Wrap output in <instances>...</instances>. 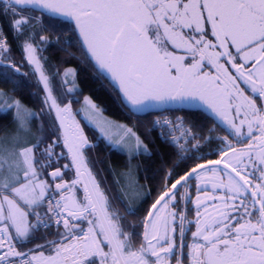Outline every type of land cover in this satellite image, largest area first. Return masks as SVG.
<instances>
[{
  "label": "snow or ice",
  "instance_id": "6c2138e0",
  "mask_svg": "<svg viewBox=\"0 0 264 264\" xmlns=\"http://www.w3.org/2000/svg\"><path fill=\"white\" fill-rule=\"evenodd\" d=\"M31 9L74 22L90 59L119 85L133 110L151 107L153 101L198 98L228 125L237 142L247 139L248 144L237 150L225 137L221 158L209 162L214 167L198 164L176 180L144 217L143 239L136 247L133 234L124 231L122 218L109 211L107 197L86 168L83 150L88 141L75 122L71 103L61 106L58 102L52 78L37 57L42 49L31 35L26 36L24 58L39 74L38 83L46 93L44 105L49 113L55 112L60 135L40 152L43 160L38 172L35 152L44 142L42 135L17 152L21 132L36 135L29 122L37 114L0 91V112L15 108L16 125L9 138L0 142V264H169L172 257L175 264H183L184 225L188 221L174 202L182 182L193 176L204 180L206 169L213 174V195H198L195 200L196 231L193 242L186 245L190 264H264V106L258 104L264 101V0H0L3 16L11 12L15 17ZM31 19L21 15L10 23L15 39L23 35L22 25ZM46 42L41 36L40 43ZM10 52L0 27V69L4 70L0 76L9 80L8 73L21 74L22 67V63H4L10 60ZM209 65L215 75L204 71ZM69 74L74 76L75 70L57 71L53 76H61L63 86ZM241 81L251 94H245ZM73 90L68 88V93ZM85 103L90 104L87 97ZM153 123L169 127V135L180 131L181 136H173L171 142L181 150V138L196 139L191 128H184L182 118ZM245 125L247 136L242 131ZM41 131L37 129V133ZM125 136L135 137L136 148L141 149L142 141L132 128H126ZM61 140L76 178L63 182V171L55 167L47 175L53 182H62L55 183L53 190L40 177L63 157V152H55ZM24 142L28 143L27 139ZM143 151L147 152L146 146ZM219 165L223 171L216 167ZM69 167L64 164V171ZM82 182L84 196L78 199L73 189ZM217 190L223 195H215ZM54 193H60L59 199ZM208 200L213 201L211 213ZM177 219L179 242L174 235ZM85 221L86 230L82 226ZM53 222L57 229L54 239L40 237L43 243L27 251L17 250L36 239L35 233L41 229L51 228ZM45 250L49 254L45 255Z\"/></svg>",
  "mask_w": 264,
  "mask_h": 264
},
{
  "label": "trees",
  "instance_id": "16d2710c",
  "mask_svg": "<svg viewBox=\"0 0 264 264\" xmlns=\"http://www.w3.org/2000/svg\"><path fill=\"white\" fill-rule=\"evenodd\" d=\"M43 23L45 24L44 30L41 31L40 28L34 26L23 32L19 39H15L11 35L8 25H5L7 23H4V33L11 47L10 60H5L4 63L11 62L17 65L22 63V67L20 69L21 74L12 75L10 72L8 73L11 80L5 76H0V91L18 99L24 107L37 114V117L31 120L33 133H36L35 136L32 135L31 143H35L37 136H43V144L57 136L58 128L53 114L52 112L49 113L44 105V91L31 66L22 57L24 37L31 35L38 49H42L37 52V57L40 59L46 74L52 78L53 94L58 98L61 105L71 103L75 116L81 121L90 140L94 143L92 148L86 149L88 163L96 175L98 173L104 175L106 183H102L106 185L105 190L110 196L109 205L118 212L122 218L123 230L133 234V243L138 247V241L134 238L135 233L131 225V213L122 201L119 203L118 199V185L126 184V180L122 179V176L127 174L142 181L152 193L153 188L160 186L165 178H178L188 172L190 167L217 160L218 156H204L199 159L195 157L182 158L176 149L157 132L147 131V126L157 111L151 109L133 110L122 102L114 82L98 71L71 23L51 18L45 14H43ZM55 35L58 41L54 37ZM41 36L47 38L46 43H40ZM54 38H56V42L53 40ZM85 56H89V59L85 60ZM66 69L75 70V75L71 80L72 86H70L74 90L71 93L66 90V85L61 86L60 76H53V73L59 71L62 74ZM3 71L0 69V72ZM84 97H89L107 117L132 128L146 146L147 152L129 159L125 154L108 145L96 130L81 119L80 108ZM162 111L178 114L184 119L185 124H188L199 136H203L205 133L229 134L224 126L203 110H183L181 107L171 106ZM12 122V111L0 112V135L8 129ZM38 128L42 129L39 133H37ZM209 146V148L212 147L211 143ZM169 173L171 174L169 175ZM121 200H123L122 197ZM82 226H88L87 222H84ZM56 231L50 229L35 233L36 239L28 244L37 241L44 242L40 237H45L48 240L54 239ZM24 246L18 247V249L23 251Z\"/></svg>",
  "mask_w": 264,
  "mask_h": 264
},
{
  "label": "rangeland",
  "instance_id": "374dc122",
  "mask_svg": "<svg viewBox=\"0 0 264 264\" xmlns=\"http://www.w3.org/2000/svg\"><path fill=\"white\" fill-rule=\"evenodd\" d=\"M1 16L2 15H0V18H1ZM14 19H19V17L18 16L13 17V14L11 12H9L7 16H2V20H1L2 21L3 28H4V23H7L5 25H8V28H9V31H10L11 34L13 33V30L10 28V23ZM35 27L40 28V30L42 31V30L45 29V24L43 23V25H38V26H35ZM26 29H27V27H24L22 29V32L28 31V29L27 30ZM54 37H56V35ZM56 38H54L53 40H55ZM57 41H58V38H57ZM22 55H23V53H22ZM22 57L24 58V55ZM94 64H95V62H94ZM97 69H98V71L102 75H104L105 77L110 78V76L106 72H102V70H100L98 67H97ZM72 77H73V75L72 74H69V76L67 78L68 79V83L66 84V86H67L66 87L67 88L66 90H68V88H71L70 86H72L71 85ZM61 79H62V77L60 76V81H61ZM245 94L246 95L251 94L250 93V89H247L246 92H245ZM87 98L90 101V104L85 103V97H84L83 102H82V106L80 108V116H81V119L84 121L85 124L89 125L94 130H96L98 132L99 136L102 137L108 145H110L116 151L125 154L129 159H131L132 157H134V156H136L138 154L146 153L145 151H143V148L145 147V145L143 143H142L141 149L138 151L137 148H136V140H135V137H126L125 136V130L128 127H126L122 123H120L118 121H115V120L107 117L106 115H104L101 112V110L98 109L96 107V105L91 101V99L89 97H87ZM183 102H185L190 108H201V109H203L204 111H206L207 113H209L211 116H213L214 119L219 124L223 125V122L224 121L219 116H217L212 111V109L208 107L207 104L201 103V101L199 99L198 100H193V98L188 97V98H185L183 100ZM0 103H2V101H0ZM66 104H69V103H66ZM153 104H160V103L153 101V102H151V105H152L151 107H154ZM61 106H63V105H61ZM176 106L180 107L181 105L180 104H177ZM24 108H26V107H24ZM8 111H12L13 116L15 115V108H13L11 110H8ZM52 114H53V118H54V120L56 122L57 128L59 129V124L56 121V114H55L54 111L52 112ZM232 114L233 115L235 114V110L234 109H233V113ZM73 115H74V118H75V122L79 125L80 129L83 132V135L86 137V139L88 141L87 146L83 150V155L85 157V162H86V168H87L88 171H90L92 178H94L95 182L99 185L100 190L104 193V195L109 200V198H110L109 193L106 192V190H105L106 189V185L103 184V183H106V180H105L104 175L102 173H98V175H96L95 172L90 167V164L88 163V160H87V157H86V149L92 148L94 146V143L90 140L89 135L86 133L85 129L83 128V126L81 124V121L78 120V118L75 116L74 112H73ZM178 117H179L178 114H175V113H173L171 111L170 112L169 111H162L160 113H156L154 115V117L152 118L150 124L147 126V131L148 132H152V131L157 132L163 139H165L169 143V141L166 139V136H170L169 135V127H161V126L155 125L153 122L154 121H157V120H161L162 121L165 118H167L170 121L175 122ZM240 118L243 119V114H241V117ZM31 120L29 122V127L31 128V131L33 133L32 126H31ZM236 123L239 124V120H236ZM15 127H16V125L12 122V124L8 127V129L6 131H4L0 135V142H3L4 140L8 139L9 138V134H11L13 132V130L15 129ZM224 127L226 128V131L229 134H232V132L229 129V127H228L227 124H225ZM242 131L245 133V136H247L248 129H247V126L246 125L243 127ZM175 134H176V132L171 133V135H175ZM59 135H60V132L58 130L57 136H59ZM20 137H21L20 138V142L17 145V152L19 151V148H21V147H27L30 144H32L31 143L32 135L25 136V134L23 132H21ZM25 139H27L28 143H25L24 142ZM52 139L50 141L44 143V144H41L40 148L41 147H46L47 146L46 144H49L52 141ZM232 140L230 139V142L235 147L239 146L237 148V150H240L242 148H245L247 146V144H248V140L247 139H244L243 142H237L238 141V138L235 137V139H232ZM40 148L37 149L36 152H35L37 166H39V163L43 160V157H41L40 156V153H39ZM55 152L57 154H60L61 152H63V154L64 153H67V149H65L63 147V141L62 140H61V143L56 147ZM229 155H231V153H229ZM216 156L219 157L220 156V153L217 154ZM183 157L186 158V156H183ZM65 161H68L71 164L72 169L74 168V166H72L71 158H69V157L68 158H65L64 156L59 160V164L58 165L56 164V165H53V166H55V167H57V166L61 167L62 164ZM21 175H22V173H21ZM86 176H87V174H86ZM123 178L126 180L125 181L126 184L123 185V186L127 187V189H131L132 186H131V184L128 181H133V180H135V178L133 176H130V175L128 176L127 174H124L122 176V179ZM79 185H80V189H78L76 187L77 186L76 185L75 188H74V193L76 194V196H77L78 199H81V197L84 196V192H83V185H82V183H80ZM128 191H130V190H128ZM131 194H134V198H135V200L137 202L139 200V191L138 190L131 191ZM109 211L116 213V210H113L112 207H110V205H109ZM36 243H43V242L37 241ZM36 243L25 244V246H24L25 249H23V251H27L29 248H32L34 246V244H36ZM47 252H48V250L45 251V253H47Z\"/></svg>",
  "mask_w": 264,
  "mask_h": 264
},
{
  "label": "flooded vegetation",
  "instance_id": "af4514ba",
  "mask_svg": "<svg viewBox=\"0 0 264 264\" xmlns=\"http://www.w3.org/2000/svg\"><path fill=\"white\" fill-rule=\"evenodd\" d=\"M212 39L214 40V38H212ZM217 50H219V49H217ZM233 51H235V50L233 49ZM204 71L210 72L212 75L216 74L215 69H213L211 67V65L206 67L204 69ZM240 84H241L242 88L248 89V86L246 84H244L242 81L240 82ZM183 100L184 99H176V100H169L165 103L153 104L154 107H150V109L156 108V107H158V108L159 107H171V106H176L177 104H180L181 105L180 107L183 110H186V109H188V110H195V109L203 110L201 108H190L185 102H183ZM193 100H198V98L193 99ZM201 103L205 104L202 101H201ZM258 104H260L261 106H264V101H258ZM183 122L185 123L184 119H183ZM225 124L226 123L223 122L224 126H225ZM256 135H259V133L257 132ZM231 136L234 137V135H232V134H231ZM220 158L221 157L219 156L217 158V160H219ZM215 160H212V161H215ZM209 162H204L201 164H206ZM194 167H196V166H194ZM192 168L193 167H190L188 169V172L191 171ZM219 168L221 169V171L224 170L223 167H219ZM205 171H206V175L204 177V180H198L195 176H193L190 180H188L186 182H182L181 186H179L178 190H177V201L174 202V203H177V208L181 212H183V214L186 216L187 221H188V223H185V225H184V227H185V234H184L185 247L183 248V254H182L183 264H190V262L187 258L188 248L186 245L193 242L192 233L196 231L195 200H196L198 195L201 196L202 198L209 196V195H213L212 182H211V178H212L213 174L208 169H206ZM249 171H251V170L249 169ZM185 173H187V172H185ZM185 173L182 174L181 176H184ZM256 176L259 177L258 172L256 173ZM180 177L170 178V179L165 178L163 183L160 186H156L155 188H153L152 193H150L147 186L145 184H143V182L138 180V179H135L133 181H128L132 186L131 189H127V187H125L121 184L118 185L119 203H121V201H122L125 204L124 206L126 207V209H128V211L131 213V217H130L131 223H132L131 225H132V229L135 233L134 238H135V240L138 241V245L142 242V239H143L144 229H143L142 221H143L144 217L147 215L148 211L151 210L152 204L155 203V201L160 197V195L163 194V192L171 190V185L173 183H175L176 180L180 179ZM222 178L227 180V177H222ZM255 182L256 181L254 180L253 183L255 184ZM197 185H199L200 189H201L199 192L197 191ZM128 190H130V191H128ZM135 190L139 191V200L137 202L134 198V194H131V191H135ZM215 195H223V192H221L220 190H217ZM121 197L123 198V200H121ZM206 203L209 206L208 211L210 213L213 212V209L211 207V205L213 204V201L208 200V201H206ZM256 207L258 208L259 205H257ZM176 227H177V231L174 235L177 237V242H179V219H177V221H176ZM200 242L202 243L203 241H200ZM177 254L180 255L179 250H177ZM169 264H175V258L174 257L169 258Z\"/></svg>",
  "mask_w": 264,
  "mask_h": 264
},
{
  "label": "built area",
  "instance_id": "2783aa9c",
  "mask_svg": "<svg viewBox=\"0 0 264 264\" xmlns=\"http://www.w3.org/2000/svg\"><path fill=\"white\" fill-rule=\"evenodd\" d=\"M23 16V17H33L34 19H31L29 21H31V24L29 23H26L24 25H22V28H21V31L24 27H28L30 25H36V24H41V16L38 14V15H34L32 14L31 12H20L17 14V16ZM3 16V15H2ZM0 27H2V24L0 22ZM3 29V28H2ZM4 35V34H3ZM12 36H14V32L12 33ZM38 81H39V74H38ZM185 129L187 128H190L186 125H183ZM194 133V132H193ZM173 136H176V137H180L181 136V132L180 131H176V134L175 135H170V136H166V139L169 141V143L173 146L174 149H176V151L178 153H180L182 156H186V157H195V158H200L204 155L206 156H209V155H212L213 153H220V149L222 147V144L221 142L224 140L225 137L223 136H219V135H215V136H211V135H205L204 137L202 138H199L196 136V139H192L190 136L187 138V140H185L184 138H181L180 141H179V144L180 145H183V150L180 149V147L177 145V144H174L172 143V137ZM207 137V139H205ZM232 140V139H231ZM228 141H230V138H228ZM233 141V140H232ZM211 143L212 147L209 148V144ZM92 144V143H91ZM48 145V144H46ZM193 145H198L197 147H193ZM43 148L45 147H41L40 150H39V153L43 150ZM65 158H68V153H64L63 155ZM70 158V157H69ZM64 164H68L70 167L68 170L64 171L63 169V166ZM53 165H56V163L54 162ZM52 167H49L47 169H45L44 171H46L47 173L48 172H51L53 170H55V166ZM39 167V166H38ZM61 170L63 171V182H70L71 180L73 179H66L64 177V173L65 172H69L70 174H73L76 176V170H75V167L72 169L71 165L69 164L68 161H65L62 166L60 167ZM48 176V175H47ZM49 180H50V184H51V187L52 189L54 190L55 189V183H59V182H62L60 180H57L55 182L52 181L51 177L48 176ZM75 179V178H74ZM85 179V177H84ZM64 195H68L67 191H65L63 193ZM55 195V199H59L60 197V193H54ZM47 204V201H45V205ZM46 210V209H45ZM61 228L63 229L62 225H61ZM85 230L87 229V227H84ZM49 229H56V226L53 222V225L51 228ZM45 229H41L40 231H43ZM18 251H20L19 249H17ZM47 255V254H46Z\"/></svg>",
  "mask_w": 264,
  "mask_h": 264
},
{
  "label": "water",
  "instance_id": "95a60500",
  "mask_svg": "<svg viewBox=\"0 0 264 264\" xmlns=\"http://www.w3.org/2000/svg\"><path fill=\"white\" fill-rule=\"evenodd\" d=\"M34 11H36V12H40V13H42V14H45V15H47V16H49V17H51V18H54V19H58V20H63V21H66V22H69V23H71L72 25H73V27H74V29H75V24H74V22H70L67 18H64V17H61V16H56V15H52V14H50V13H48V12H44V11H42V10H39V9H33ZM76 30V29H75ZM76 33H77V35L79 36V33L76 31ZM81 40V39H80ZM81 42L83 43V41L81 40ZM114 84H115V86H116V89H117V91H118V94H119V96H120V99L122 100V102L125 104V105H127L128 106V108H131V106L130 105H128L125 101H124V98H123V94L120 92V89H119V85L116 83V82H114ZM132 109V108H131ZM150 109V107H147V108H142L141 110H149ZM151 110H155V111H161L162 110V107H156V108H151ZM205 165H209V163H206ZM215 165H209V168H211V167H214ZM216 167H223V165H219V166H216ZM234 175V174H233ZM238 178V177H237ZM79 188V187H78Z\"/></svg>",
  "mask_w": 264,
  "mask_h": 264
},
{
  "label": "crops",
  "instance_id": "0c3cea01",
  "mask_svg": "<svg viewBox=\"0 0 264 264\" xmlns=\"http://www.w3.org/2000/svg\"><path fill=\"white\" fill-rule=\"evenodd\" d=\"M37 171L39 172V170L37 169ZM40 179H45V180H47L48 181V179H47V177H46V175L44 174L43 176H41L40 177Z\"/></svg>",
  "mask_w": 264,
  "mask_h": 264
}]
</instances>
